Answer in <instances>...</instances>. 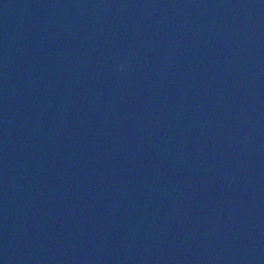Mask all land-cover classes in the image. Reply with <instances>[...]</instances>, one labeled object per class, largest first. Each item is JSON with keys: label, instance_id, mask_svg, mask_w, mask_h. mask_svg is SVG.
Wrapping results in <instances>:
<instances>
[{"label": "water", "instance_id": "95a60500", "mask_svg": "<svg viewBox=\"0 0 264 264\" xmlns=\"http://www.w3.org/2000/svg\"><path fill=\"white\" fill-rule=\"evenodd\" d=\"M0 264H264V0H0Z\"/></svg>", "mask_w": 264, "mask_h": 264}]
</instances>
